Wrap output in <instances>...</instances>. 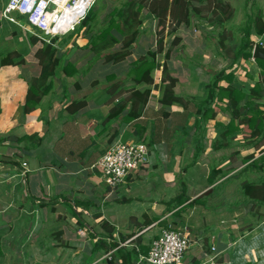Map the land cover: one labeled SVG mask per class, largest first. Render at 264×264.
Wrapping results in <instances>:
<instances>
[{
	"label": "crops",
	"instance_id": "crops-1",
	"mask_svg": "<svg viewBox=\"0 0 264 264\" xmlns=\"http://www.w3.org/2000/svg\"><path fill=\"white\" fill-rule=\"evenodd\" d=\"M7 1L0 7L1 19L10 28L11 24L19 25L34 41L26 34L19 35L20 42H27L19 48L14 30L0 35L5 41L1 51L17 50L25 58L21 64L0 66V264H141L134 258L124 262L117 248L127 251L134 242L146 244L167 216L171 219L166 222L177 220L190 237L181 264H227L229 260L232 264H264V214H260V221L250 213L245 215L252 199L237 189L239 182L252 181L250 176L255 171L264 172V131H224L230 110L226 100L218 96L208 117L197 110L198 103L208 95L207 84L218 79L220 71H233L231 84L245 92L260 79L264 109L262 66L252 56L232 62L219 45H214L215 33L209 21L193 19L191 29L181 23L166 48L157 53L159 65L149 72L152 80L135 81L139 76L136 60L154 50L156 43L152 14L142 8L140 32L120 60L109 59L122 50L125 37L114 29L111 33L115 41L111 38L110 44L100 48L95 45L102 42L97 34L103 28L91 33L83 22L67 40L53 38L54 55L60 62L47 77L46 83L51 82L48 91L26 110L30 82L41 71L37 50L44 42L30 32L29 24L21 20L24 17L16 18L17 22L3 17ZM245 2L241 0L242 6ZM250 4L261 9L264 21V0H250ZM252 36L255 44L264 45V34L252 31ZM164 62L168 74L176 78L172 91L181 97L171 104L160 103ZM218 84L227 86L229 82L220 77ZM135 89H147L149 96L138 117L129 118V96ZM71 100H84L85 105L70 111L66 106ZM116 140L145 141L149 160L122 183L109 187L96 162ZM197 148L200 154L192 162ZM249 154L253 156L246 158ZM252 160L258 161V168L248 166ZM218 167L224 174L209 183L208 174ZM189 174L194 180H188ZM181 180L187 186V201L205 195L195 196L205 185L210 187L206 194L216 199L231 200L237 195L244 199L235 207L230 204L228 208L222 202L210 210L204 208V223L217 216L222 230L203 229V221L199 223L194 215L196 211L189 220L183 210L187 204L170 203L179 192ZM218 185L221 188L215 192ZM127 204L131 205L129 209ZM195 206L198 203L191 208ZM260 211L264 212V205ZM113 242L115 247L104 249ZM96 244L100 247L94 249Z\"/></svg>",
	"mask_w": 264,
	"mask_h": 264
},
{
	"label": "trees",
	"instance_id": "trees-1",
	"mask_svg": "<svg viewBox=\"0 0 264 264\" xmlns=\"http://www.w3.org/2000/svg\"><path fill=\"white\" fill-rule=\"evenodd\" d=\"M206 1L207 0H125L119 6L113 7L111 9L107 24L103 27L101 32L97 34V36L102 38V42H99L98 44L94 43L96 44L95 47L99 46L100 48V45L105 46L107 44H110L112 42L111 38H113V42L115 41V37L113 33H111V29L117 30L123 36L129 35L123 40V44L121 46L122 50H117L112 55H110L109 58L113 61L122 59L127 53V47L132 44L136 35L140 32V29H138V26L140 25V10L142 8H146L152 14L153 29L157 35V47L154 50H148L146 54L140 56L136 60V63L138 65L135 68L136 72L139 73V76L135 77V81H151L152 78L150 77L149 72L153 66L159 65V63L155 60V57L157 53L163 49L164 33L168 32V30H170V33H173L181 23L188 25L194 18L205 19L206 16L203 14L204 10L202 5ZM219 6H221L220 9L222 11L225 10L224 5L218 2L212 8L214 14L216 13L215 10L219 8ZM193 14H195L197 17H193ZM170 27L171 29H169ZM252 27L254 28V32L256 34H264V21L260 15H258V20L255 19L254 22H250L246 27H244L243 37L240 40L239 45L234 50L232 62L236 63L240 59L243 60L252 56V50L255 45V38H253L251 32ZM54 52L55 48H53L50 43H45V45L41 47L40 54L38 55V60L41 65V71L40 75L30 82L29 91L24 102V107L26 110L31 109L38 101L41 94L47 92L51 86V82L46 83L47 77L53 73L54 67L60 62V58L54 55ZM168 56L169 50H166L165 57L167 58ZM254 59L264 69V59ZM24 60L25 58L22 57V55L17 50L7 51L6 53H3L0 50V66L4 64H21L24 62ZM66 66L72 67L71 63H66ZM161 71V80L162 83H164V93L160 99V103L171 104L175 101H180L181 97L175 95L172 91V87L175 84L176 78L168 74V69L165 62L161 65ZM216 76L225 78L229 82V84L227 86L219 85L218 80L220 79V77L218 79L215 78L213 82L208 83V95L206 99L198 103L197 110H199V112H203V116L208 117V115L212 114L214 110L211 104L214 101L215 97L218 96L219 99L226 100V108L230 110V119L227 125H225L226 127L224 131H235L237 129L242 131L243 126L248 127L250 132L253 134H258L264 131L262 127L264 120V109L261 107L262 103L260 102L263 90L260 79L257 80L253 85H250L248 88L249 91L245 92L241 88H236L231 84V81L234 79L233 71H220V73ZM148 96L149 90L147 89H145L144 91H139L136 89L131 91L129 97L132 101V106L130 111L128 112L129 118L138 117L140 108L144 106L148 99ZM84 105V100H71L66 108L70 111H74L78 108L83 107ZM121 108L122 105L116 113H118ZM199 154L200 149L197 148L193 153L192 162H195L197 160ZM251 156H253V154L247 155L246 158H250ZM261 157H263V154L260 156V159ZM248 166L258 168L257 160H252L248 163ZM218 174L219 177H222L224 172L220 167L213 168L212 171L208 174L209 183L214 182ZM180 183V191L173 199H171L170 203H175V205H193L194 203H197L199 198H194L187 201L189 197L186 194V184L182 180L180 181ZM242 190L246 196L254 200L257 199L260 201H264V179L260 182L244 180L242 182ZM78 202H80L83 206L87 205L86 201ZM79 217L80 216L78 215V218ZM172 221L174 223L173 225H175V223L177 222V220ZM102 224H105V222L102 221ZM164 224L167 226L169 225L166 221L164 222ZM111 230L112 229H110L109 231ZM121 238L125 239L124 236H122ZM115 246L116 243L113 242L111 244H108L107 247H104V249L109 250L110 247L113 248ZM99 247L100 245L96 244L93 248L97 249ZM147 249L148 245H143L140 243V241H138L134 242L131 245V248L127 251H125L122 247H118L117 251L123 255V261L128 263L132 262V258H134V260L138 262L139 252L145 253Z\"/></svg>",
	"mask_w": 264,
	"mask_h": 264
},
{
	"label": "built area",
	"instance_id": "built-area-1",
	"mask_svg": "<svg viewBox=\"0 0 264 264\" xmlns=\"http://www.w3.org/2000/svg\"><path fill=\"white\" fill-rule=\"evenodd\" d=\"M95 0H8L4 18L17 22L12 13L25 17L28 29L41 41L54 43V37L71 32L86 17ZM261 44V42H260ZM149 147L143 140L113 141L99 156L96 166L109 187L122 183L133 171L145 166ZM190 239L186 230L172 225L161 227L148 242V249L139 252L138 263L181 264ZM232 261L229 260L227 264ZM232 264V263H231Z\"/></svg>",
	"mask_w": 264,
	"mask_h": 264
},
{
	"label": "rangeland",
	"instance_id": "rangeland-1",
	"mask_svg": "<svg viewBox=\"0 0 264 264\" xmlns=\"http://www.w3.org/2000/svg\"><path fill=\"white\" fill-rule=\"evenodd\" d=\"M7 1V0H6ZM125 0H95L91 9L88 11L86 17L79 23L81 24L82 22L84 23L85 26H87V29H90V32L92 33H96L98 32L101 28H103L107 21L109 20V15H110V11L113 7H117L119 6L120 4H122ZM250 0H246L244 6H242L241 4V0H207L203 5V14L206 16V20H208L209 22L207 23L209 26L211 25V32H214V36H213V39H214V45L215 46H218L220 47L221 50H224V54H226V56L231 59L233 58V55H234V50L235 48L239 45V42L240 40L242 39L243 37V31H244V27L247 26V24H249L250 22H254L255 19L258 20V15H263L262 14V11L259 7L257 6H252L251 4L248 5V2ZM218 2H220L222 5H224V8L225 10L222 11L220 9L221 6H219V8H217L215 10V14L212 10L213 6L216 5ZM4 0H0V7L2 4H4ZM233 3L234 6L231 4ZM12 15L19 19L21 17V15L17 14V13H12ZM193 17H197L195 14L192 15ZM89 17V18H87ZM209 17V18H208ZM196 19V18H194ZM198 19V18H197ZM21 20H24L27 22L26 19H22ZM86 20V22H85ZM250 21V22H249ZM8 22H6L3 18L1 19L0 17V35H4V34H7L8 32H11V30H14L16 33H15V43L18 44L17 46L19 48H21L23 45H26V41H22L20 42L18 39H19V35H25L31 40V36L30 34L23 29L21 28L19 25H16V24H11V28L7 25ZM78 24V25H79ZM77 25V26H78ZM76 26V27H77ZM253 26V25H252ZM186 29H191V23H189L188 25H185ZM178 28V27H177ZM253 28V27H252ZM77 28H75L76 30ZM171 29V27L169 28ZM151 30H152V27H151ZM154 30V29H153ZM177 30V29H176ZM176 30L173 32V33H170V30H168V32H165L164 35H163V49L162 51L166 48L167 46V41L168 39L171 38V36L175 33H176ZM210 30V29H209ZM254 31V28L251 30V32ZM74 33V30H72L71 32L65 34V35H62L61 38L63 39V41L67 40L68 37L70 35H73ZM155 33V37L157 38V35H156V32L154 31ZM129 35L125 36L123 39H122V44H123V40L125 38H127ZM37 37V36H35ZM38 38V37H37ZM39 39V38H38ZM56 39V37H54V40ZM41 40V39H40ZM32 42L34 40H31ZM165 41V42H164ZM5 41L3 40H0V48H2V44L4 43ZM44 43H50L52 45V47H54L56 45V41L54 42V46L51 42H45V41H42ZM99 41H96V43H98ZM43 43V45H45ZM216 43V44H215ZM42 45V46H43ZM41 46V47H42ZM41 47L40 49L37 50V54L39 55L40 54V50H41ZM156 43H155V48L156 49ZM2 50V49H0ZM3 53H6L7 51H2ZM159 54V53H158ZM161 54V53H160ZM230 61V60H229ZM243 65V64H241ZM227 125V124H226ZM238 125V124H237ZM263 130H264V120H263ZM225 125H224V129H225ZM241 131V130H240ZM242 131H245L246 134H248V131L249 128L246 127V126H243V129ZM260 131V130H259ZM244 133V134H245ZM258 152V151H257ZM258 162V161H257ZM191 166V165H189ZM188 166V167H189ZM187 167V168H188ZM186 168V167H185ZM230 170V169H228ZM189 171V170H188ZM191 174V173H190ZM189 174V176H190ZM188 176V177H189ZM248 176V175H247ZM261 176H264V172H260V171H255V174L254 176H250V178H252V181H259L261 180ZM181 179H185V176H182L180 177ZM194 180V177H189L188 180ZM263 180V179H262ZM180 184H178V190L180 191ZM199 185V184H198ZM198 185H196L198 187ZM221 187L223 186V184H220ZM200 186V185H199ZM206 186V185H205ZM202 188V190L208 188V187H205ZM218 186L215 187L214 191L215 192H218V190H220V188H218ZM187 188V186H186ZM240 189L241 192L243 193V190H242V182H239V184L237 185V189ZM195 190V187H193V191ZM200 190V191H202ZM223 190V188H222ZM198 191V192H200ZM187 192V191H186ZM197 192V191H196ZM197 192V193H198ZM244 194V193H243ZM245 195V194H244ZM212 196V198H210ZM239 195H237L236 197L232 198L231 200H228V199H224L222 197V200L221 199H216V197H213V195L211 194H205L203 195L202 197H200L198 199V206H195V208H191V205H187L183 208V210L186 211V219H188L189 215H192V213H194L195 211V216H197L200 221L202 222V224L200 225V227H202L203 229H207V228H215L217 229L218 228V232H220L222 229H221V225L219 223V218L217 216H214L213 219L210 221L209 219L207 220V222L204 223V220L205 218L203 217V209L204 208H207L208 210H210L211 208H214L215 205H219L220 203H224L226 205V207L229 208V205L232 204L233 207H235L241 199H244L243 197L240 198L238 197ZM250 198V197H249ZM252 199V198H251ZM218 200V202H217ZM264 205V201H260V200H254L252 199V205L245 210V215H247L248 213L252 214L255 218V221L257 219V221H260V219L262 218V216L260 214H264V212H261L260 209H262V206ZM131 205L127 204L126 205V209H129ZM171 207V206H169ZM190 207V208H189ZM197 207V208H196ZM187 209V210H186ZM193 210V211H192ZM183 214L181 215L182 217H185ZM165 217V216H163ZM162 217V218H163ZM156 218V216H155ZM253 218V219H254ZM167 220H170L171 217L170 216H167L166 218ZM249 219V218H247ZM166 220V221H167ZM189 220H192L191 217H189ZM242 222H245L247 223V221H245L244 217L241 218ZM197 221V220H196ZM195 221V222H196ZM231 221V220H230ZM263 222V221H262ZM169 223V221H168ZM189 223V222H188ZM204 223V224H203ZM170 225L172 224V226H177V228H181V223L180 222H177L175 225H173L174 223H169ZM261 224V223H259ZM159 228L161 229V227H167V225L165 224H158ZM181 226V227H180ZM191 226V225H190ZM220 227V228H219ZM159 229V230H160ZM182 229V228H181ZM182 230H186V229H182ZM188 233V232H187ZM153 235V234H151ZM152 236H150V238H148V240L145 241L146 245H148V242L150 241ZM190 238V237H189ZM222 240V237L220 236L219 238L217 237L216 239V242L218 244H220ZM145 245V244H144ZM188 252V249H186L184 255H183V259L185 257V255L187 254ZM182 259V260H183Z\"/></svg>",
	"mask_w": 264,
	"mask_h": 264
},
{
	"label": "water",
	"instance_id": "water-1",
	"mask_svg": "<svg viewBox=\"0 0 264 264\" xmlns=\"http://www.w3.org/2000/svg\"><path fill=\"white\" fill-rule=\"evenodd\" d=\"M252 57L253 58H260V59H264V45H260V44H255L252 50ZM210 189V187L200 191L199 193H197L195 196H202L203 194L208 193V190Z\"/></svg>",
	"mask_w": 264,
	"mask_h": 264
}]
</instances>
